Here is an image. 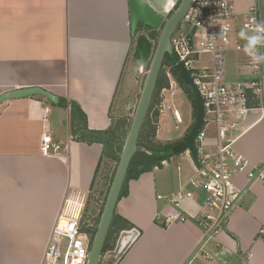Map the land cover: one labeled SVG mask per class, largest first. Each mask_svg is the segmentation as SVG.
<instances>
[{
	"label": "crops",
	"instance_id": "1",
	"mask_svg": "<svg viewBox=\"0 0 264 264\" xmlns=\"http://www.w3.org/2000/svg\"><path fill=\"white\" fill-rule=\"evenodd\" d=\"M151 1L169 14L180 0ZM253 8L264 23V0H235L232 47L241 40V24ZM136 33L129 0H0V96L38 87L67 103L32 96L0 105V264H41L66 200L94 189L104 148L75 139L81 118L78 113L74 121L71 103L79 105L91 131H107L125 116L127 93H138L136 76L146 62L135 54ZM230 52L237 55L238 80L251 79L241 69L248 55ZM119 93H124L120 104ZM47 130L62 143L60 154L42 153ZM234 136L237 152L264 165V95L263 111H253ZM176 159V176L163 177L155 168L129 182L116 214L140 236L120 264H264L262 180L250 183L227 231L215 240L203 244L202 230L192 220L166 228L157 222L161 211L172 212L158 197L177 193L194 175L192 158ZM239 185L246 187L245 179ZM201 204L197 194L183 211L199 216Z\"/></svg>",
	"mask_w": 264,
	"mask_h": 264
},
{
	"label": "built area",
	"instance_id": "2",
	"mask_svg": "<svg viewBox=\"0 0 264 264\" xmlns=\"http://www.w3.org/2000/svg\"><path fill=\"white\" fill-rule=\"evenodd\" d=\"M235 16V0H192L190 11L171 37L173 55L191 76L203 100L205 116L196 137V157L193 159L194 175L183 183L179 191L164 200L171 213L161 211L157 221L166 227L193 221L202 230V242L215 240L227 231L234 211L238 208L252 181H264V165L251 163L235 148L234 133L247 123L250 114L263 111L264 63L253 65L248 56L241 69L249 71V80H228L227 53L233 48L244 52L245 41L238 40L232 47L236 30L231 22ZM186 22L189 30L183 23ZM257 23H262L256 9H251L242 29L249 34ZM264 51V48L261 49ZM172 55V56H173ZM166 76L169 87H177L170 67ZM168 87V88H169ZM168 88L161 92L159 116L170 114L177 129L182 117L167 100ZM62 143L54 142L51 131L43 137L42 153L46 156L60 154ZM214 148V149H213ZM168 161L162 166H168ZM258 171L260 173H258ZM246 187L239 185V179ZM199 194L202 199L201 215L191 217L183 211V204ZM72 196V195H71ZM70 196V197H71ZM88 196H86L87 199ZM66 200L50 235L41 264H87L91 250V233L96 229L90 220L85 221V204ZM140 236L135 228L122 231L113 248L109 249L100 264H120L128 247ZM209 258L208 256H205Z\"/></svg>",
	"mask_w": 264,
	"mask_h": 264
},
{
	"label": "water",
	"instance_id": "3",
	"mask_svg": "<svg viewBox=\"0 0 264 264\" xmlns=\"http://www.w3.org/2000/svg\"><path fill=\"white\" fill-rule=\"evenodd\" d=\"M130 1V14H131V29L135 34L138 25L143 24L149 26L155 30L162 28V33L158 44L155 49L152 64L146 82L142 91V95L136 110L133 124L131 126L129 135L127 137L123 152L120 155V161L110 188L109 195L100 219L97 233L95 235L87 264H99L103 248L116 213L117 205L120 201L122 189L125 184V180L128 174L130 164L133 157L138 152V140L146 119L153 94L156 89L157 81L163 68V63L167 55H173V47L171 43V37L177 30L179 24L185 19L190 11L192 0H181V3L176 11L170 15L165 21L167 12H161L160 9L155 7L154 9L149 6V0H129ZM154 43L146 36L139 35L136 43V56L144 61H148L153 55ZM175 71L182 79L184 85L192 95L196 107L197 116L193 127L186 136V138L173 148L175 155H183L187 151H190L193 158L196 157V137L202 127L205 110L203 100L199 94L197 87L195 86L191 76L183 64H177ZM32 96H41L47 99L52 104H58L60 99L42 88L34 87L28 89H21L3 93L0 96V105L6 101L13 99H21Z\"/></svg>",
	"mask_w": 264,
	"mask_h": 264
},
{
	"label": "rangeland",
	"instance_id": "4",
	"mask_svg": "<svg viewBox=\"0 0 264 264\" xmlns=\"http://www.w3.org/2000/svg\"><path fill=\"white\" fill-rule=\"evenodd\" d=\"M150 4L149 6L153 8L154 4L152 3L151 0H149ZM180 3V2H179ZM156 7V6H155ZM178 7V4H177ZM174 8V10L177 9ZM154 9V8H153ZM173 13V11H172ZM165 16V21L170 17V14ZM184 27L186 30H189V26L187 25L186 22L183 23ZM242 30V29H241ZM157 31V30H156ZM150 30L146 29V26H142L141 30H137V33L134 37V46L136 45V40L139 35H146L149 38L150 35ZM162 33V28L158 30V33L155 34L157 37L153 38V40H150L154 43V49H153V55L150 57V59L146 62H143V66L141 69V72L137 74L136 77L140 79V84L138 89V93H127L128 97L126 96V112L125 116L122 119H118L115 123H121L125 126L122 127V130L126 131V135H129L131 126L134 121V117L136 114V110L142 95V91L146 82V78L148 76L150 66L152 64L153 56L155 53L156 46L158 44V41L160 39ZM227 70H228V80L230 81H237V75H236V68H235V62L237 55L236 53L233 52H228L227 53ZM130 66V64H129ZM168 72L167 67L162 68V73L163 75H166ZM174 89H171L170 87L168 88V91L165 93L167 94V100L170 103V105L173 107L174 110L179 111L181 117H182V124L180 125V129H177L174 121L171 117V115H160L158 122H157V130L160 128V132H156V136L150 137L149 131L147 130L141 140V144L145 147H154L158 148L160 147L161 149L164 148L167 143H172L175 141L182 140L185 138L188 133L190 132V127H192L193 123L195 122V117H194V107L193 104L191 103L190 99L188 98V95L186 92L181 88V86L177 83ZM124 89V87L122 88ZM162 93V92H161ZM161 93H160V100L162 102L161 98ZM123 94L124 93H119L117 101L118 104L121 103V100L123 99ZM56 114L51 115V121L54 120ZM154 121V119H153ZM153 145V146H152ZM176 156L179 155H174V159L167 160L169 165L168 166H160L159 167V172L160 175L163 177H169L170 175L176 176L177 175V159ZM119 162L117 161H108L106 160L102 168L99 172V178L97 180V183L94 187V189L90 192L86 199V195H83V197H78L77 194H74L73 196H69L68 200L72 202H79V203H84L86 200V206H85V212H84V217L85 221L90 220L93 224H95L96 228L98 227V219H100L106 201L107 197L110 192V188L117 170ZM157 169V168H156ZM87 233H91L90 239L92 240L93 238V232L87 231Z\"/></svg>",
	"mask_w": 264,
	"mask_h": 264
},
{
	"label": "trees",
	"instance_id": "5",
	"mask_svg": "<svg viewBox=\"0 0 264 264\" xmlns=\"http://www.w3.org/2000/svg\"><path fill=\"white\" fill-rule=\"evenodd\" d=\"M181 3V0L179 1ZM178 4V7L180 5ZM177 7V9H178ZM176 9V10H177ZM142 26H145L143 24H140V29ZM146 29H149L150 35L149 38L153 40V38H156L157 36L155 34L158 33L155 29L146 26ZM153 37V38H151ZM178 61L176 57L169 56L167 55L163 67H170L171 71L177 81V83L181 86V88L186 92L188 95V98L190 99L191 103L193 104L194 107V117L196 119L197 116V107L195 104V101L190 94L189 90L187 87L184 85L182 79L178 75V73L175 71V66L177 65ZM169 87V80L166 75H163L162 70L160 73V76L157 81L156 89L153 94V98L146 116V119L144 121L139 140H138V152L135 154L133 157V160L130 164L128 174L125 180L124 187L121 192L120 200L124 197H127L129 194V187L128 184L131 180H138L140 176L144 173L151 172L155 168H159L160 166L162 167V162L170 160L174 157L173 153V148L180 144L185 138L179 141H175L172 143H167V145L164 148H154V147H145L141 144V140L145 134V132L148 130L150 137L156 136L157 132V122L159 119V112L156 110L154 112V121L151 119V113L155 109L156 106L159 105L161 102L159 96L160 93L163 89ZM61 106H67V103L65 100L60 101ZM71 110H72V117L74 121H76V115L79 113L80 114V120L79 123L76 124V128L73 131V135L75 136V139L79 142H84L86 144H101L103 145V155L101 157V160L99 162V166L96 171L95 179L93 181L92 187L94 188L97 180L99 178V172L102 168L103 163L108 160V161H120V155L123 152L126 140L128 135H126V131L122 130V127L125 126L121 123H114L113 126L108 129L107 131H91L88 129L87 126V118L85 114L81 111V108L77 103L72 102L71 103ZM194 124V123H193ZM193 127V125H192ZM190 127V130L191 128ZM153 146V145H152ZM102 216V215H101ZM101 219V217H100ZM100 219H98V226L100 223ZM158 222V221H157ZM162 227L166 228L165 225H161ZM133 225H131L128 221L124 220L121 218L119 215L115 213L104 248L102 252V257L104 254L111 248H113L116 244V241L122 231L130 230L133 229ZM98 227L94 230L93 232V238H92V243L93 244L95 235L97 233ZM101 257V259H102ZM100 264V262H99Z\"/></svg>",
	"mask_w": 264,
	"mask_h": 264
},
{
	"label": "clouds",
	"instance_id": "6",
	"mask_svg": "<svg viewBox=\"0 0 264 264\" xmlns=\"http://www.w3.org/2000/svg\"><path fill=\"white\" fill-rule=\"evenodd\" d=\"M239 35L245 41L243 50L250 57L252 64L264 63V51H261L264 48V23H257L251 34L247 29H242Z\"/></svg>",
	"mask_w": 264,
	"mask_h": 264
},
{
	"label": "bare ground",
	"instance_id": "7",
	"mask_svg": "<svg viewBox=\"0 0 264 264\" xmlns=\"http://www.w3.org/2000/svg\"><path fill=\"white\" fill-rule=\"evenodd\" d=\"M74 194H72V196H73ZM78 197H83V194L82 193H78L77 194V198ZM71 203H69L70 205H69V207L71 206V205H73V202L72 201H70ZM85 202V201H84Z\"/></svg>",
	"mask_w": 264,
	"mask_h": 264
}]
</instances>
